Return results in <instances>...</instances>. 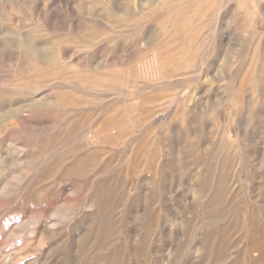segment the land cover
<instances>
[{
    "label": "rangeland",
    "instance_id": "1",
    "mask_svg": "<svg viewBox=\"0 0 264 264\" xmlns=\"http://www.w3.org/2000/svg\"><path fill=\"white\" fill-rule=\"evenodd\" d=\"M0 264H264V0H0Z\"/></svg>",
    "mask_w": 264,
    "mask_h": 264
}]
</instances>
